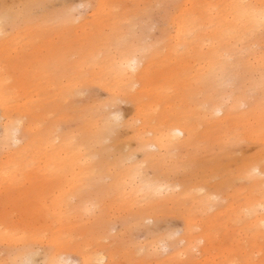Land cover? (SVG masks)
Listing matches in <instances>:
<instances>
[{"label":"rangeland","instance_id":"rangeland-1","mask_svg":"<svg viewBox=\"0 0 264 264\" xmlns=\"http://www.w3.org/2000/svg\"><path fill=\"white\" fill-rule=\"evenodd\" d=\"M145 4L26 0L6 23L0 17L7 115L22 126L19 140H6L0 117V230L13 238L4 249L0 240V264H46L50 256L68 264L84 257L103 264L109 256L111 264H264V235H253L247 224L254 213L245 218L241 209L264 195V182L242 174L248 162H264V98L259 83H241L245 44L229 48L227 31L191 21L180 38L164 37L155 18L163 10L155 6L145 19L138 10ZM199 9L195 3L194 18ZM236 27L240 37L249 34L240 22ZM208 38L218 53L202 41ZM123 53L136 56L143 72L116 94L121 80L113 66ZM249 58L264 81V55ZM219 64L231 73L224 82L236 74L225 95L212 88ZM216 100L230 112L213 121ZM177 124L192 135L166 136ZM101 131L107 137L95 142ZM159 131L165 136H155ZM12 170L13 181L5 177ZM116 177L134 184L140 205H153V218L139 219L137 203L114 185L101 199L81 202L85 186L97 194ZM146 177L162 183L156 196L144 187ZM186 236L196 247H186ZM25 242L37 253L22 262L12 248Z\"/></svg>","mask_w":264,"mask_h":264},{"label":"bare ground","instance_id":"bare-ground-1","mask_svg":"<svg viewBox=\"0 0 264 264\" xmlns=\"http://www.w3.org/2000/svg\"><path fill=\"white\" fill-rule=\"evenodd\" d=\"M50 0H47L49 2ZM44 2V0H42ZM89 1H86V3ZM134 6L136 5L137 0H132ZM145 2V6H143L144 9H138L141 10L139 12L142 14V16L145 19H148V17H152V15H148L149 11H155L153 7L157 6V11L163 10V15H156V20L160 19L163 21L164 26L160 30V33L163 34V36H167L168 38H173L175 36L176 38H180L181 35H184L187 33V30L189 29L188 21H191L195 24H198L199 26H205V25H213L214 30L219 31H227L229 34L228 38H231L230 46L236 45L235 42H243L244 47H241V51L244 54L246 59V64H244L242 67L245 69V74L242 76L241 83H244L245 85L252 86L254 84L259 83L261 88V93L264 98V81H262V74L259 72V69H255L254 73L251 70L252 68V62L249 61V57L256 58L258 55L262 56L264 55V31L261 32V30H264V0H143ZM24 3H26V0H9L8 2H1L0 1V17L2 18V21L6 23L7 15L10 10L14 8H18L20 6L24 7ZM101 3V0H99V5ZM113 2H107L102 5L110 4ZM197 4L199 6L198 11V17L194 18V12H193V6L194 4ZM222 3V7H220V4ZM153 9H152V8ZM64 9V8H62ZM137 13L136 15H138ZM189 14L191 16L186 17V15ZM135 15V16H136ZM134 16V17H135ZM145 21H143L144 23ZM147 22V20H146ZM240 22L245 28H247V31L249 34L246 37H240V33L238 31V28L236 27V23ZM133 24V22H131ZM160 25V24H159ZM130 36V33H132V29L129 27V30L127 31ZM127 36V35H126ZM111 38V37H109ZM122 38L121 34L119 37L115 38L116 40H120ZM209 40L211 42V52L212 53H218V47L216 44V40L214 38H208V39H202V41ZM260 45L261 50L257 51L253 48V45ZM233 49V48H232ZM231 52V51H230ZM260 53V54H259ZM60 63V62H59ZM95 63V61H92V64ZM139 60L138 58L127 56L125 53H123V56L116 62V65L113 66V69L115 71L114 75L116 76L117 80H121L120 82L116 83L118 88L115 89L116 94L121 93L122 90L126 88H130L129 84L132 83V81L138 77L143 72L142 69H138L139 67ZM220 71L215 75L216 78H218L220 81L215 82L212 84V88H216L219 86L221 88V95H225L230 92L231 88L234 87L232 84L234 82V76L236 77V74L233 73L232 75V84L228 82H224L222 80V76L226 74H231L230 72H227L224 65L219 64ZM242 69V70H243ZM242 70H238V73H241ZM138 71V72H137ZM5 85V77L0 80V107L2 108V111L0 113V117L4 118L3 123V137L6 140L15 141L19 140L21 136H19V132L21 131V124L19 121L12 122L7 113V101H6V92L3 90V87ZM236 106V105H234ZM210 111L211 117L213 121L221 120L224 116L228 115V108L222 107V101L216 100L212 101L210 103ZM7 108V109H6ZM5 110V111H4ZM221 112V116H217L216 113ZM105 114V113H103ZM140 134H136V136H142L141 131H139ZM158 135L155 136H165L162 134L161 131H159ZM103 134V131L100 132L97 136H94V141L99 142L101 138H105L107 136H101ZM191 129L186 125H174L169 128V132L166 136H170L171 139L178 138L181 136H191ZM85 137V136H82ZM163 139L162 137L160 138ZM153 145V144H151ZM145 158L149 161H153L155 159V156L152 152H149L146 154ZM264 158V157H263ZM216 169H218L217 164H215ZM247 170V171H245ZM244 171V172H243ZM242 174L245 177H248L250 175L255 178L256 182L261 185V183L264 182V179H259L260 177L258 175H264V162L260 159L259 162H254L249 165V162L247 163L246 167L243 169ZM6 179L13 181L16 177L15 170L9 171L5 174ZM154 178H144L143 179V185L145 188L149 189V192L153 194V196H156L158 192L163 190L162 183L155 182L153 180ZM221 178L218 180V183H220ZM115 187L117 192H124L127 194L126 198L129 202L132 204H136V209L134 211V214L137 215L139 219H145V218H153L155 214L153 213V205H140L139 200H135L133 198L134 193L136 191V188L134 184H128L125 185L124 183L118 182L117 177L113 181V183H109L107 186H100L97 194H92L94 192L91 189H87V186H85L86 191H82L79 196L81 199V202L83 201H93L96 199H101L103 196L107 195L109 192L108 188L113 186ZM135 189H134V188ZM219 188V187H218ZM241 209H243V215L244 217H248V213L252 214L254 213V218L251 220H248L247 224L250 228L255 230L256 232L253 233V235L262 234L264 235V195L262 198L257 199L255 201L246 203L241 206ZM251 210V211H250ZM189 235V234H187ZM187 237V236H186ZM264 237V236H261ZM186 240V247L189 248L193 244L194 238H191L188 236L187 238H184ZM202 238H199L198 241H200ZM0 240H1V246L2 249L5 248L6 245L11 244L13 238H11L6 230L1 229L0 230ZM197 240V238H196ZM197 243V241H196ZM196 243L193 245L196 247ZM166 243L163 242L162 245L164 246ZM203 250V247L200 248ZM199 249V250H200ZM14 250V251H13ZM13 253L16 256L20 257V261H26V260H32L34 256L36 255L37 251L36 248L28 243H21L19 245H15L14 248H12ZM184 250H180V252H183ZM12 253V252H11ZM178 253V252H177ZM176 252L173 254L174 256L177 254ZM13 254V256H14ZM10 255V252H9ZM106 258V255L100 254L98 257V260L103 261L104 258ZM46 264H68L69 261L67 258L60 256H50L48 259L44 260ZM87 261H92L88 257L82 258V264H88ZM11 262L13 264L17 263V258H11ZM112 258L109 256L107 258V261L105 260L103 264H111ZM21 264V263H20Z\"/></svg>","mask_w":264,"mask_h":264}]
</instances>
